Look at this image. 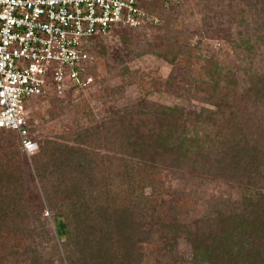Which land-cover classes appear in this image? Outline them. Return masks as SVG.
Returning <instances> with one entry per match:
<instances>
[{"label":"trees","instance_id":"16d2710c","mask_svg":"<svg viewBox=\"0 0 264 264\" xmlns=\"http://www.w3.org/2000/svg\"><path fill=\"white\" fill-rule=\"evenodd\" d=\"M101 39V36L90 38L89 52L93 55L97 52L106 59L104 68L117 72L116 77L123 75L127 68L119 70L116 61L113 63L108 58L105 46L100 45ZM172 46L177 50L170 51L171 56L180 52V57L187 58L186 67L201 62L200 55L195 53L197 47L178 42L167 48ZM172 60L178 63L174 57ZM207 60L210 67L206 66V73L211 80L205 83L200 79V85L216 110L208 114L199 112L192 123L186 121L188 118L178 108L140 104L135 111H118L114 118L99 126L93 124L92 118V125L84 133H73L72 146L53 142L50 136L39 142L34 161L40 183L46 184L51 171L60 180L68 181L63 173L66 165L74 168L78 179L72 186L73 199L69 203L59 200L63 192L43 189L48 195L49 208L55 213L58 236L65 246L71 245L70 236L77 235L76 249L68 251L70 255H77L74 264H137V258L143 255L139 246L156 240L163 244L164 251L155 254L164 257L172 248L171 239L175 240L172 232L179 230L193 244L194 257L189 264H264V192L243 195L245 199L236 203L229 198L214 204L207 202V209H197V217L190 223L184 222L195 210L192 189L177 196L175 203L157 194V171L163 168L181 170L189 181L195 176L189 175L191 171L197 172V178L209 174L230 180L234 176L241 190H246L245 184L247 189L253 185L258 170L264 171V149L249 145L235 109L238 100H254L264 105V76L248 77L249 86L241 89L236 77L218 69L215 58ZM99 70L96 62L87 68L91 83H95ZM189 79L195 82L192 77ZM106 82L101 80L102 89L97 91L100 98L113 93L111 86H104ZM48 98L54 101L49 111L53 120L65 109L92 116L87 105L82 107L83 102L61 103L59 99L55 102L54 97ZM31 127L30 124V131ZM60 137L69 141L66 135ZM81 144L95 145L120 155L110 163H102L95 150L82 149ZM22 147L0 151V264H45L42 254L31 243L35 239L49 242L55 238L46 232L44 224L40 229L31 226L28 213L22 212L26 207ZM58 153H67L71 159L54 160ZM43 157L47 158V165L41 164ZM74 158L78 161L72 163ZM112 163L114 167L109 168L107 175L105 169ZM148 188L152 190V197L146 193ZM199 193L202 192L199 190Z\"/></svg>","mask_w":264,"mask_h":264},{"label":"rangeland","instance_id":"374dc122","mask_svg":"<svg viewBox=\"0 0 264 264\" xmlns=\"http://www.w3.org/2000/svg\"><path fill=\"white\" fill-rule=\"evenodd\" d=\"M142 3L149 19L147 23L137 29L118 28L101 39L100 45L105 46L108 58H111L113 63L116 61L119 70L126 67L127 71L123 70L125 73L116 77L117 72L110 71V67V72L104 68L103 63L106 59L94 52L90 65L96 62V66L100 67L98 75L95 76V83L93 81L82 90L68 89L65 94L50 95L54 97L55 102H58L57 99L61 103L83 102L82 107L87 105L86 108H89L88 112L92 116L87 117V112L78 115L74 109L73 111L65 109L53 120L49 111L53 109L54 101H50L48 96L37 101L31 109L30 122L31 134L38 144L50 136L53 142L72 146L73 133H84L86 128L92 125V118L93 124L99 126L114 118L118 111H135L140 104L151 106L150 104L153 103L161 109L178 108L188 118L186 120L188 123L194 122L199 112L204 111V114H208L216 110L215 106L207 101L209 94H206L203 86L200 85L203 79L205 83L211 80L206 73L208 70L206 68L210 67L207 59L215 58L218 69L222 73L229 72L236 77L241 89L249 86L248 77L264 76V0H170L168 2L143 0ZM178 42H187L190 47H197L195 53L200 55L201 62L186 67L187 58L180 57V52L173 56L178 63L172 62L170 51L175 52L177 48L167 47ZM189 77L195 82H190ZM102 79L108 81L104 83L105 87L113 88L110 97L98 96L97 91L102 89ZM235 109L242 120L249 145L264 149V105L254 100L251 102L238 100ZM207 128L210 130L211 126ZM60 135H66L69 141L64 137L61 139ZM21 142L18 134L0 131V151L9 148L21 149ZM81 148L95 150L98 158H102L99 160L102 163H110L120 155L95 145L81 144ZM22 149L24 153L22 152L21 157V171L26 207L21 211L28 213V223L31 226L40 229V225L44 224L46 232L55 238L49 242L35 239L31 245L42 254V261L45 264H74L78 260L77 255H70L68 251L76 249L74 240L77 239V235L70 236L69 245H71L65 246L64 241L58 236L55 213L50 210L48 195L43 189L47 188L46 190H50L51 193L63 192V197H58L59 200L63 203L71 202L73 185L78 183L75 170L69 165L65 166L63 173L68 181L60 180L55 175L57 173L53 175L52 171L47 172L46 184H42L35 169L34 158L38 153L29 155L25 153L23 147ZM66 154L58 153L53 158L54 160L63 158L65 161L67 157L71 159ZM63 159L60 161L63 162ZM41 160V164L47 165L46 157ZM77 161L78 159L74 158L72 163ZM113 167L114 163L105 169L107 175L109 168ZM182 174L181 170L170 168L157 171L159 180L157 194L168 202L175 203L177 196L192 189L191 201L195 205V210L184 223H190L197 217V209L206 210L207 202L214 204L229 198L232 203H236L245 199L243 198L245 195L264 192L263 169L258 170L253 185L247 189L248 184H245L246 190H241L238 186L240 183H236L234 176H231L230 180L219 179L209 174H202L197 178V172L191 171L189 175L195 176L194 180L189 181ZM193 186L196 188H192ZM84 187L88 188V185L85 184ZM68 190L69 193L66 194ZM199 190L202 193H199ZM146 193L149 197L153 196L150 188ZM90 197L91 195L88 196L89 199ZM204 205L206 206L203 207ZM172 233L175 240L171 239L172 248L165 252L164 257L155 254L158 251L160 253V250L164 251L160 241L144 243L139 246L143 255L137 258L139 262L137 264H189L194 257L193 244L182 230ZM1 260L0 257V262ZM84 262L88 263L87 260Z\"/></svg>","mask_w":264,"mask_h":264},{"label":"built area","instance_id":"2783aa9c","mask_svg":"<svg viewBox=\"0 0 264 264\" xmlns=\"http://www.w3.org/2000/svg\"><path fill=\"white\" fill-rule=\"evenodd\" d=\"M143 0H0V131L17 133L26 154L33 105L82 90L93 55L90 38L149 20Z\"/></svg>","mask_w":264,"mask_h":264}]
</instances>
